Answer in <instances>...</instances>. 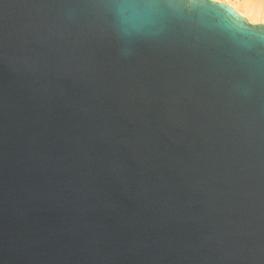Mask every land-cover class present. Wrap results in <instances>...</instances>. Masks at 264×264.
Returning a JSON list of instances; mask_svg holds the SVG:
<instances>
[{
	"label": "water",
	"instance_id": "95a60500",
	"mask_svg": "<svg viewBox=\"0 0 264 264\" xmlns=\"http://www.w3.org/2000/svg\"><path fill=\"white\" fill-rule=\"evenodd\" d=\"M45 11L0 0V264H259L264 24Z\"/></svg>",
	"mask_w": 264,
	"mask_h": 264
},
{
	"label": "snow or ice",
	"instance_id": "6c2138e0",
	"mask_svg": "<svg viewBox=\"0 0 264 264\" xmlns=\"http://www.w3.org/2000/svg\"><path fill=\"white\" fill-rule=\"evenodd\" d=\"M116 3H128L133 5H150L165 14H176L192 18L199 14L200 10L209 3H224L221 0H31V6L47 10L35 17V23L44 26L55 21V12L62 8H76L81 10V19L86 21L92 15H99L103 10L111 8ZM254 66L258 68L260 76L264 79V41H262L255 54ZM249 252L255 257V249L249 248ZM259 264H264V240L259 247Z\"/></svg>",
	"mask_w": 264,
	"mask_h": 264
},
{
	"label": "bare ground",
	"instance_id": "6f19581e",
	"mask_svg": "<svg viewBox=\"0 0 264 264\" xmlns=\"http://www.w3.org/2000/svg\"><path fill=\"white\" fill-rule=\"evenodd\" d=\"M228 5L252 24H264V0H233Z\"/></svg>",
	"mask_w": 264,
	"mask_h": 264
},
{
	"label": "clouds",
	"instance_id": "9594fccd",
	"mask_svg": "<svg viewBox=\"0 0 264 264\" xmlns=\"http://www.w3.org/2000/svg\"><path fill=\"white\" fill-rule=\"evenodd\" d=\"M221 2H228V0H221ZM111 8L116 10L117 12H124L126 10H145V9H150L152 8L150 5L143 4V5H133V4H128V3H116L113 5Z\"/></svg>",
	"mask_w": 264,
	"mask_h": 264
},
{
	"label": "built area",
	"instance_id": "2783aa9c",
	"mask_svg": "<svg viewBox=\"0 0 264 264\" xmlns=\"http://www.w3.org/2000/svg\"><path fill=\"white\" fill-rule=\"evenodd\" d=\"M229 1H233V0H228V2H229ZM228 2H226V3H222V4H226V5H228ZM228 6H230V5H228Z\"/></svg>",
	"mask_w": 264,
	"mask_h": 264
}]
</instances>
